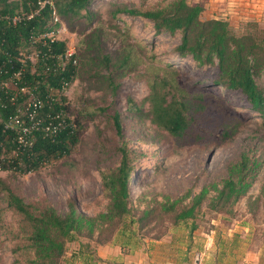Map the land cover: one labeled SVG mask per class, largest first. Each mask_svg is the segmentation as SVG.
I'll use <instances>...</instances> for the list:
<instances>
[{
  "label": "rangeland",
  "instance_id": "rangeland-1",
  "mask_svg": "<svg viewBox=\"0 0 264 264\" xmlns=\"http://www.w3.org/2000/svg\"><path fill=\"white\" fill-rule=\"evenodd\" d=\"M50 1L58 20L51 24V13L48 24L54 30L55 38L64 40L77 58L76 75L63 96L71 118L78 119L82 133L67 156L50 157L26 172L9 166L0 170V264H28L25 240L20 236L19 217L7 206L4 188L9 186L26 202L44 203L47 200L61 215L67 211V200L72 199L81 212L93 216L104 211L108 202L102 193L100 172L118 165L120 154L117 147L122 141L126 142L128 156L134 165L129 184L134 218L145 206L158 205L163 195L174 200L190 189V196L184 200L187 202L204 185L216 183L220 187L222 179L228 175V166L237 161L242 152L257 162V171L246 195L235 203L233 217L210 210L204 201L192 232L189 231L190 219L174 224L169 215L157 211L154 212L155 219L142 227L134 222L130 227L119 225L112 231L104 223L94 230L90 239L78 234L72 236L66 242L58 264H201L202 259L204 264V259L214 257L216 248L212 245L215 239L221 246L227 240L225 245L233 249L229 253L232 257L245 255L249 240L244 237V227L253 228L258 239L264 231L263 198L252 212L247 208L249 199L259 195L264 183V129L260 126L258 112L250 109L239 91L212 83L216 74L214 66L198 67L190 55L180 56L174 50L180 40L179 32L156 35L152 22L145 18L124 12L112 14L122 5L161 6L167 0H91L88 5L91 17L82 10L71 19L57 11L55 0ZM199 2L203 7L202 20H226L236 31L244 30L249 23H256L258 28L264 29V0ZM95 31L97 36L94 38ZM43 35H37L35 40H40ZM125 40L140 51L144 65L138 71L120 77L119 86L113 93L107 83L109 70L94 63L97 48L92 47L91 41L97 43L103 52L112 53ZM20 49L21 57L29 58L34 70L36 44L27 43ZM152 63L172 64L177 70L178 83L190 92L209 91L217 95L225 111L241 118L237 133L221 144L188 145L177 143L165 130L153 124L145 100L149 87L142 76L145 65ZM255 79L264 89V72ZM3 85L16 89L13 78H8ZM130 106L139 108L140 112ZM114 110L122 118V138L115 134L110 121ZM2 154L11 158L14 150L6 149ZM128 220L126 218V223ZM218 231L223 234L216 235ZM233 232L237 236L230 240ZM208 237H212V243ZM84 243L89 244L90 259L82 253ZM115 248L116 254L107 253L115 259L99 260L98 250ZM259 256L264 257L262 250Z\"/></svg>",
  "mask_w": 264,
  "mask_h": 264
},
{
  "label": "trees",
  "instance_id": "trees-1",
  "mask_svg": "<svg viewBox=\"0 0 264 264\" xmlns=\"http://www.w3.org/2000/svg\"><path fill=\"white\" fill-rule=\"evenodd\" d=\"M90 1L55 0V5L57 11L67 19L77 16L82 10L91 17L92 13L88 9ZM36 6L37 0H0V16H13L20 11L30 13ZM202 10L199 1L190 3L187 0H167L161 6L122 5L116 7L112 14L124 12L145 18L152 22L156 35H174L179 32L180 40L174 50L180 56L190 55L198 67L214 66L216 74L212 83L239 91L246 98L250 109L258 112L260 126L264 129V89L255 79L256 75L264 72V29L258 28L256 23H249L244 30L236 31L226 20H202ZM50 18L51 8L46 4L38 13L21 21L0 19L1 169L9 166L26 172L37 168L50 157L67 156L82 133L78 119L71 118L63 96L64 90L76 75L77 58L74 54L73 57H65L64 40H50L43 35L50 29ZM96 31L94 38L97 36ZM40 33L43 36L36 41ZM27 43L36 44L34 70L31 69L30 59H23L20 54L21 46ZM91 44L97 48L94 63L110 72L107 83L113 93L119 86L120 77L138 71L144 65L140 51L127 40L112 53L103 52L97 43L91 41ZM176 74L177 70L169 63L145 65L142 76L149 87L145 100L149 106L150 121L165 130L179 144H221L235 135L242 123L241 118L225 111V106L213 92H190L182 87ZM8 78L15 80L16 89L3 85ZM21 87L28 88L29 93L20 92ZM48 94L55 99L50 103L44 102L37 115L42 120L41 125L31 131L33 142L23 146L17 141L19 127H5V124L17 108L23 106L28 95L45 98ZM128 101L130 103L131 99ZM130 108L140 112L135 106ZM56 114L58 117L54 118ZM50 121L57 125L51 133L43 127ZM110 121L115 134L122 138V118L117 110L110 115ZM25 123H30L27 118ZM6 149L14 150L11 158L3 156ZM117 150L120 154L118 165L100 172L102 193L108 198L106 208L93 216L81 212L72 199L67 200V211L61 215L47 200L44 203L26 202L9 186L4 188L7 206L19 217L18 225L22 231L20 236L25 240L28 264H58L65 244L72 236L78 234L90 239L94 230L104 223L112 231L119 225L130 227L134 222L142 227L155 219V211L169 215L174 224L190 219V232L197 226L194 221L200 215L204 201L210 210L233 217L235 203L246 195L257 171V162L242 152L238 160L228 166V175L222 179L220 187L216 183L204 185L187 202L184 200L190 196V189L174 200L163 195L158 205L145 206L134 218L135 208L129 192L134 165L128 156L125 141ZM211 191L213 193L210 195ZM260 198L264 200V183L259 195L249 199V212L254 210ZM126 218H129L128 223ZM129 231L134 233V230ZM89 250V244L84 243L82 253L88 259L92 257Z\"/></svg>",
  "mask_w": 264,
  "mask_h": 264
},
{
  "label": "built area",
  "instance_id": "built-area-1",
  "mask_svg": "<svg viewBox=\"0 0 264 264\" xmlns=\"http://www.w3.org/2000/svg\"><path fill=\"white\" fill-rule=\"evenodd\" d=\"M46 4L51 8L52 16V22L51 24H56L58 18L56 17L55 10L52 9V3L50 0H37V6L35 9L30 13H18L13 16L10 15H2L1 18L8 19L12 22L21 21L24 18H30L33 14L38 13L41 8H43ZM51 29V26H50ZM47 31L44 36L48 37L50 40L56 39L54 36V30L51 29ZM66 45V44H65ZM73 49L66 46L65 48V57H73ZM72 60L75 59L72 58ZM4 84V82H3ZM20 92L22 93H29V89L26 87H21ZM55 99L51 94H48L45 96V98H41L39 96L30 95L27 99L26 103L23 104L22 107H18L15 114L9 117V120L6 122L5 127H19L20 131L17 136V141L22 144L23 146L30 145L33 141V137L31 136L32 129L39 128L41 125L42 120L40 118H37L39 110L42 108L44 102L50 103L51 100ZM58 117L56 114L54 118ZM25 118L29 120V124L25 123ZM60 124V122H59ZM44 127V130L51 133L54 132L57 125H54L52 121L48 122ZM1 170V165H0Z\"/></svg>",
  "mask_w": 264,
  "mask_h": 264
},
{
  "label": "crops",
  "instance_id": "crops-1",
  "mask_svg": "<svg viewBox=\"0 0 264 264\" xmlns=\"http://www.w3.org/2000/svg\"><path fill=\"white\" fill-rule=\"evenodd\" d=\"M192 2H196L199 0H191ZM245 229V239L249 240V245H247V247H245V249L247 250L245 252V255L240 257H232L231 255H229V253L233 250L230 247H228L227 245H225V241L224 245L221 246V244H219L217 242V239L214 240L213 242V247L216 248V250L214 251V257L210 258V260L204 259V264H264V257L263 256H259V252L261 253V250L264 252V231H262L261 237L260 239H258V236L255 235V232L253 231V228L251 227H244ZM205 234V233H204ZM222 235L221 232H217L216 235L219 236ZM230 234V233H229ZM231 235V234H230ZM237 236L236 232H233L232 236H229V239L231 240L232 237ZM251 237V238H250ZM208 240L210 239L211 243H212V237H208ZM206 239V240H207ZM255 240V241H253ZM206 242V241H205ZM230 243V242H229ZM249 248V249H247ZM113 252V254H116V248L115 249H110L109 250H105L103 252H100L98 250V255H99V260L100 259H109L107 261H110L111 259H115V257L112 256H108L107 253H111ZM105 260V261H106ZM241 260V262L239 261ZM203 259L201 260V264H202Z\"/></svg>",
  "mask_w": 264,
  "mask_h": 264
}]
</instances>
